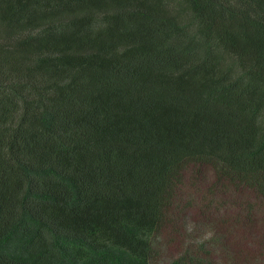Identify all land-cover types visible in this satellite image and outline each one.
Wrapping results in <instances>:
<instances>
[{"label": "trees", "instance_id": "1", "mask_svg": "<svg viewBox=\"0 0 264 264\" xmlns=\"http://www.w3.org/2000/svg\"><path fill=\"white\" fill-rule=\"evenodd\" d=\"M188 170L264 225V0H0V264H162Z\"/></svg>", "mask_w": 264, "mask_h": 264}, {"label": "rangeland", "instance_id": "2", "mask_svg": "<svg viewBox=\"0 0 264 264\" xmlns=\"http://www.w3.org/2000/svg\"><path fill=\"white\" fill-rule=\"evenodd\" d=\"M213 180L203 171L188 170L184 175V184L171 210L174 221L165 224L160 232L162 264L179 256L188 246L203 247V251L209 252L201 255L207 264H264V225L248 228L241 223L240 230L231 228L238 201L240 205L249 193L240 192L242 199L234 193L217 195L216 190L211 192ZM222 201L230 209L227 213L215 209L216 203ZM250 201L253 203V199ZM224 220L228 222L222 223Z\"/></svg>", "mask_w": 264, "mask_h": 264}]
</instances>
